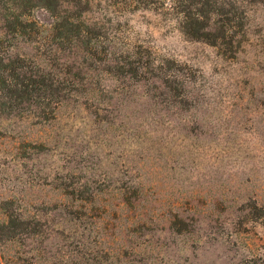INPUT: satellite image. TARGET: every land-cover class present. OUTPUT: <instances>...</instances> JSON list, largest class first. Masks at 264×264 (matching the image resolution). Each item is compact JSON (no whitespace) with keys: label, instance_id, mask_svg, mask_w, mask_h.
Segmentation results:
<instances>
[{"label":"rangeland","instance_id":"374dc122","mask_svg":"<svg viewBox=\"0 0 264 264\" xmlns=\"http://www.w3.org/2000/svg\"><path fill=\"white\" fill-rule=\"evenodd\" d=\"M0 264H264V0H0Z\"/></svg>","mask_w":264,"mask_h":264}]
</instances>
